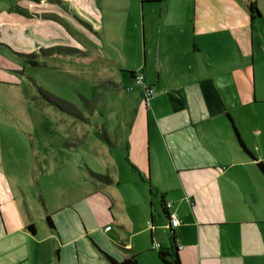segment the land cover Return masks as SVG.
Here are the masks:
<instances>
[{
    "label": "crops",
    "instance_id": "obj_1",
    "mask_svg": "<svg viewBox=\"0 0 264 264\" xmlns=\"http://www.w3.org/2000/svg\"><path fill=\"white\" fill-rule=\"evenodd\" d=\"M250 1L260 16L250 17ZM96 2L100 16L91 24L99 31L105 24L111 29L121 23L137 29L140 24L142 59L128 63L125 70L129 82V71L141 72L143 83L137 86L127 131L97 133L100 141L123 148L138 193L130 194L128 205L138 217L126 223L118 219L114 190L108 212L96 183L73 186L70 192L50 183L54 194L46 197L37 188L26 195L19 181L12 188L4 182L0 264H59L62 245H72L77 255V243L101 227L108 232L109 222L116 231L128 228L129 237L120 244L118 257L97 243L104 251L97 250L101 264H110L107 256L121 260L130 255L138 264H162L157 250L169 246L171 233L176 235L180 264H264V176L256 165L264 164V0ZM75 6V0H13L0 13V28L9 25L12 34L2 44L17 49L28 45L35 51L56 42L59 48L69 45L87 53L90 44L99 41L76 22L80 14ZM29 32L37 37L35 43ZM112 39L118 44L121 40L116 33ZM133 48L129 46L131 53ZM143 85L155 89L146 106ZM235 131L256 161L242 151ZM76 150L84 153L81 146ZM91 158L100 163L98 153ZM67 164L70 172L77 166ZM85 164L93 175L94 164L87 159ZM165 201L177 212V227L168 226ZM152 243L160 247L152 248Z\"/></svg>",
    "mask_w": 264,
    "mask_h": 264
},
{
    "label": "rangeland",
    "instance_id": "obj_2",
    "mask_svg": "<svg viewBox=\"0 0 264 264\" xmlns=\"http://www.w3.org/2000/svg\"><path fill=\"white\" fill-rule=\"evenodd\" d=\"M24 1L39 3L42 0ZM12 3L13 0H0V13ZM75 5L80 14L75 17L76 22L100 43L90 44L91 50L87 53L71 49L69 45L59 48L56 42L39 46L35 51L29 50L28 45L24 49L8 43L5 46L2 41L11 39V27L0 28V199L4 182L12 188L11 184L19 181V188L26 195L33 194L37 188L46 197L54 194L50 183L52 187H63L70 192L73 186L78 188L90 182L100 186V193L108 202V212H111L110 199H113L110 193L114 190L119 203L118 219L122 223L134 221L138 214L128 205L130 194H138L135 183L131 184L130 180L134 172L124 162L123 148L100 141L97 133L104 136L105 129L109 133L127 131L133 103L138 98V85L127 80L125 67L142 59L140 24L137 29L127 23L118 24L115 29L105 24L99 31L96 23L91 24L100 16L95 8L96 0H75ZM63 11L71 16L68 10ZM101 11L108 14L103 8ZM103 19L105 21V16ZM132 32L134 40L130 39ZM112 33L120 36L119 44L113 41ZM27 35L33 40L23 38L36 42L37 37L32 33ZM60 39L65 38L61 35ZM129 46L134 47L132 53ZM49 48L52 50L47 51ZM22 54H35L33 59L37 64L24 62ZM131 83L132 87L128 88ZM50 95L65 103L59 102L57 108L49 101ZM95 142L101 152H96ZM78 146L84 153L76 150ZM101 146L104 149H99ZM95 153L100 155L98 164L91 158ZM111 157L117 164H113ZM85 159L94 164L93 175L86 170ZM69 161L77 165L72 172L68 170ZM116 172L118 174L114 175ZM146 220L148 224V217ZM108 225L111 227L108 232L104 233L101 227V232L95 236L80 240L77 255L72 245H62L59 264H101L97 250H103L97 243L118 257L116 252L128 239L129 230L123 226L116 231L113 223Z\"/></svg>",
    "mask_w": 264,
    "mask_h": 264
},
{
    "label": "trees",
    "instance_id": "obj_3",
    "mask_svg": "<svg viewBox=\"0 0 264 264\" xmlns=\"http://www.w3.org/2000/svg\"><path fill=\"white\" fill-rule=\"evenodd\" d=\"M247 9L249 11L250 17L253 18V17L260 16V13H259V11H258V9H257V7L253 1H250L247 4ZM48 50H52V48L47 49V51ZM22 56L24 57V61L27 62L28 64H30V65H36L37 64V61L35 59H33L35 54H22ZM134 73L135 72L129 71L130 75H133ZM49 99L48 100L51 101L56 107L58 106L57 108H59V105H60L59 102L65 103L61 99H58L52 95H50ZM235 137H236V140H237L240 148L242 149V151L256 161L254 156L247 150V148L245 147L244 143L242 142V140L240 139V137L238 136L236 131H235ZM256 165H257L258 169L260 170V172L262 173V175L264 176V164L260 161H256ZM154 189H155L154 186L149 183L150 194L155 193ZM46 221L50 227H53L52 222L48 216H46ZM27 227L30 231H32V232L34 231L32 224L28 225ZM177 249H178V247L176 244V235L171 233L169 236V246L167 248L160 247L157 250V257L162 264H180L179 258L177 255ZM107 259L110 262V264H138L135 255H130L128 257H124L121 260H115L114 258H112L110 256H107Z\"/></svg>",
    "mask_w": 264,
    "mask_h": 264
},
{
    "label": "built area",
    "instance_id": "obj_4",
    "mask_svg": "<svg viewBox=\"0 0 264 264\" xmlns=\"http://www.w3.org/2000/svg\"><path fill=\"white\" fill-rule=\"evenodd\" d=\"M132 83L135 85H142L143 83V74L141 72H136L132 75ZM132 83L128 86V88L132 87ZM155 94V89L149 85H143L141 90V98L143 104L148 105L149 99ZM163 209L166 212V217L168 220L169 228L177 227L180 223L176 210L173 208V205L169 201L163 202ZM109 227H106L108 229ZM152 248H159L158 243H152Z\"/></svg>",
    "mask_w": 264,
    "mask_h": 264
}]
</instances>
